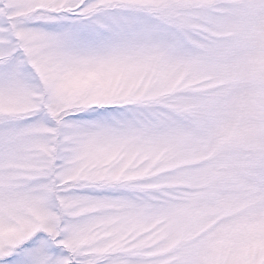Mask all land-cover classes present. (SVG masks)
<instances>
[{
	"label": "snow or ice",
	"instance_id": "obj_1",
	"mask_svg": "<svg viewBox=\"0 0 264 264\" xmlns=\"http://www.w3.org/2000/svg\"><path fill=\"white\" fill-rule=\"evenodd\" d=\"M0 264H264V0H0Z\"/></svg>",
	"mask_w": 264,
	"mask_h": 264
}]
</instances>
